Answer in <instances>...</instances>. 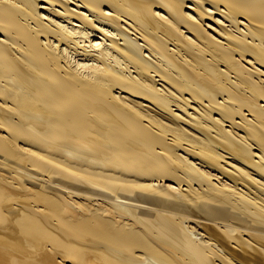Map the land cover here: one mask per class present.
I'll return each instance as SVG.
<instances>
[{"label": "bare ground", "instance_id": "obj_1", "mask_svg": "<svg viewBox=\"0 0 264 264\" xmlns=\"http://www.w3.org/2000/svg\"><path fill=\"white\" fill-rule=\"evenodd\" d=\"M0 264H264V0H0Z\"/></svg>", "mask_w": 264, "mask_h": 264}]
</instances>
